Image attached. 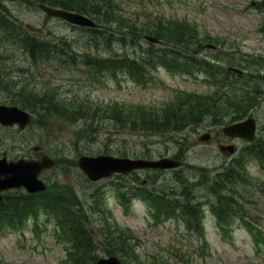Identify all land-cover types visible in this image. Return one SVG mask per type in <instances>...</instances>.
Masks as SVG:
<instances>
[{
	"label": "rangeland",
	"instance_id": "obj_1",
	"mask_svg": "<svg viewBox=\"0 0 264 264\" xmlns=\"http://www.w3.org/2000/svg\"><path fill=\"white\" fill-rule=\"evenodd\" d=\"M250 1L104 0L103 5L124 19H184L196 27L198 40L205 38V42L217 44V50L202 44L196 54L212 62L214 59V69L219 71V63L226 61L242 66L245 76L232 77V89L238 98L245 91L244 86L253 91L254 101L249 112L256 117V142L261 144L264 142V9L261 5L251 6ZM0 2V10L5 5L8 13L30 33L48 39L52 52L67 54L66 61L57 58L58 55L33 61L35 66L27 78L30 79L28 90L41 93V99L54 101L50 106L56 105L55 102L62 104L70 116L49 114L43 107H35V120L24 129L0 126V153L7 151L10 156L45 153L57 159L56 166L44 173L45 178L52 188L63 191L71 187L70 195L81 204L79 208L93 233L97 253L106 254L104 249L111 238L112 244H118L116 249L125 254L123 258L128 264H264V157L248 161L245 174L232 169L237 184L228 186L217 180L214 187L209 186L228 160L229 155L220 151L218 144L229 143L221 127L234 111L224 99L218 100L215 84L205 81L203 73L172 72L164 67L152 71L144 81L122 74L118 80L112 74L103 76V70L91 59L81 57L136 55L145 51V41L122 44L112 40L110 33L107 40L100 32L48 17L26 1ZM100 15L108 21L114 20L105 11ZM258 20L262 21L261 28ZM106 29L112 32L110 27ZM65 41L70 44L71 53L66 51ZM9 52L15 53L6 62L11 65L16 62L22 67L27 59L22 45L16 39L0 36V53ZM177 54L183 56V53ZM7 63L0 67L6 70ZM14 79L21 87L23 77ZM4 86L6 89L1 92L4 95L8 89V99H21L18 86ZM189 92L197 93L200 105L192 109L193 116L179 129L164 131L150 125L131 129L129 122L119 119L118 115L124 113L140 119L138 105L143 106L146 117L155 121L164 118L169 108L187 114L179 106L187 99L194 101ZM207 103L211 105L209 108L204 106ZM116 109L119 113L113 118L111 111ZM204 133L209 137L201 140ZM36 146L37 151L33 149ZM101 150L110 154L168 155L180 159L179 169L150 173L148 184L152 190L160 189L173 199L179 195L175 199L184 206L192 200L199 203L200 214H194L201 217V222L197 218L187 221L184 215H179L181 211L173 209L157 212L155 215L163 219L155 222L148 202L137 198L140 191L134 193L129 189V186L139 187L141 179L148 174L89 181L75 160L81 153ZM219 187L223 188L222 200L231 199L237 208L243 204L240 211H231L227 225L222 227L212 207L219 197L211 192H217ZM243 194L246 198L241 199ZM63 195L68 201L69 197ZM59 221L63 222V212L39 206L23 216L22 226H3L0 264H66L70 244L56 227Z\"/></svg>",
	"mask_w": 264,
	"mask_h": 264
},
{
	"label": "trees",
	"instance_id": "obj_2",
	"mask_svg": "<svg viewBox=\"0 0 264 264\" xmlns=\"http://www.w3.org/2000/svg\"><path fill=\"white\" fill-rule=\"evenodd\" d=\"M23 1L29 3L39 1L47 3L49 5H56L65 9H72L77 12L88 14L90 17H94L95 19L100 21L104 27H110L112 31H114L116 39L123 42L124 44L130 43L133 45L143 33L153 34L161 40L164 47L158 51V47H155L153 44L149 43L145 48V52L148 53L147 57H150L153 61V66L163 64L177 71H182L183 69H187L188 66L179 63V60L184 57L176 56L177 53H175V51L179 53L196 52L198 48L201 47V43L196 37V27H194L192 23H189L185 20H179L175 18L164 19L161 17L158 18L159 20H139L131 18L124 19V17L117 16L112 8H107L106 5H103L104 0H102V2H96L95 0ZM104 11L106 14H108V16L112 17L114 20L108 21L107 19L103 18L100 13H104ZM6 13L7 9L4 7L1 16V30L3 31V35H5V32H7L9 27L10 29H14L12 32V36L17 39V41L25 48L26 51L35 53L46 52L50 50L49 42H47L46 40L39 39L38 37L33 36L31 34H28L20 23L11 20ZM89 30L91 32L99 31L101 33L100 35H103L108 31L105 28L103 29V31H100V29L95 28H89ZM96 37L97 36H92V38ZM66 46L67 50H71L70 45L68 43H66ZM189 58L190 59L188 60V63L192 66L199 65L204 69L203 63H207L206 61H203V58ZM140 59V56H134L129 59L111 60V62L114 63L108 61L106 62L104 67H106L107 70L112 71L114 70V65L116 63L117 65L121 66L123 70L128 72L132 78L141 80V76L143 74H146V71L143 70V62ZM228 63H230V61H228ZM113 73H115V71ZM242 89L245 90L243 91V96L245 97L242 98V100H240L236 95H229L226 99L229 104L228 107L234 110L233 114L231 115H234L233 117L237 118L249 112L254 101V97L251 96V90L247 89L246 86H244ZM190 97H193V102H191V99H187L186 101L181 103V106H179V108H182L184 112H187V114H179L178 110L171 111V109L169 108L168 110L170 111L165 112L164 118H161L159 121H155L151 117H146V115L142 113L144 108L138 107L136 111L140 114V119H134L132 117L136 116H129L127 113L121 115L119 114L118 116L120 121L129 122L130 126H133L131 128H135V126L139 123H148L158 126L159 128H164L166 130L177 129L183 126V124L186 122V119L193 116L194 113L192 112V109L197 108L198 105H200L198 97ZM37 100L39 101V104L42 103L40 104V107H43L44 110L52 109L53 111L60 114L61 117H70L66 111V107H63L62 104L55 103L56 105L50 106L49 104L53 103V101L49 98L39 99L38 97ZM47 105L49 107H47ZM209 105L210 104H204V106L208 108L210 107ZM166 108L168 107H164V109ZM118 113L119 111L117 109L111 111L113 118H116ZM249 150L255 151V156L261 157V151L259 152L256 146H248L246 148V152H248ZM228 176L230 177V175ZM66 192L67 196L69 197L68 213L72 220L69 232L73 234L74 240L77 241L75 248L78 249V251L75 253L70 252V255H73L72 257L74 258L73 264H92L97 257L95 243L93 241L89 229L86 227L84 213L81 211L80 208H78L80 204L74 199V195H70V191ZM38 196L39 195H34V200H31V197H26L23 198V200L20 199L18 201L7 203L5 207L3 206L2 208H0V221L3 218L2 213L4 212L7 213V216L5 218L15 219L17 217H20L22 215V210H17L18 204L24 205L25 208H30L31 206L37 204L38 200H40L39 198L37 199ZM55 198L59 202L56 201ZM55 198L49 197V200L57 207L63 208V204L65 202L62 201V196H55ZM109 242H111V238ZM115 247L116 246L109 248L108 251L114 252ZM79 261H82V263Z\"/></svg>",
	"mask_w": 264,
	"mask_h": 264
},
{
	"label": "water",
	"instance_id": "obj_3",
	"mask_svg": "<svg viewBox=\"0 0 264 264\" xmlns=\"http://www.w3.org/2000/svg\"><path fill=\"white\" fill-rule=\"evenodd\" d=\"M38 7L43 9L49 15L59 16L69 22H76L85 25H94L85 16L75 14L48 7L44 4H38ZM146 38L156 41L153 37ZM30 116L15 107H6L0 105V122L3 124H11L18 122L22 127L29 120ZM223 131L232 136H239L244 138H251L254 132V122L252 117H248L244 121L227 125ZM207 138L208 135H203ZM52 162L48 158L41 161H24L6 162L5 159L0 160V190L10 186H19L23 184L29 190H40L43 187L42 183L37 180L36 175L44 166H49ZM80 168L87 174V176L96 180L102 176L108 175L112 171H128L136 167H172L178 165V162L169 158L163 157L158 160L145 159H130V158H116L107 155L98 156H80L77 161ZM95 264H121L119 259L114 255L108 257H100Z\"/></svg>",
	"mask_w": 264,
	"mask_h": 264
},
{
	"label": "flooded vegetation",
	"instance_id": "obj_4",
	"mask_svg": "<svg viewBox=\"0 0 264 264\" xmlns=\"http://www.w3.org/2000/svg\"><path fill=\"white\" fill-rule=\"evenodd\" d=\"M24 156H26V157H30V156L34 157V155H30V156L29 155H24Z\"/></svg>",
	"mask_w": 264,
	"mask_h": 264
}]
</instances>
